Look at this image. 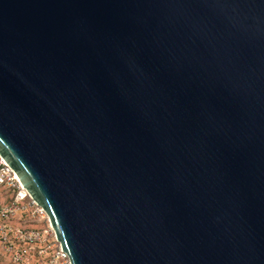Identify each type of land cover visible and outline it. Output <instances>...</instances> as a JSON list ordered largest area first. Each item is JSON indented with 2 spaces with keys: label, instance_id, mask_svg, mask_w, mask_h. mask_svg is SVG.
I'll return each instance as SVG.
<instances>
[{
  "label": "water",
  "instance_id": "water-1",
  "mask_svg": "<svg viewBox=\"0 0 264 264\" xmlns=\"http://www.w3.org/2000/svg\"><path fill=\"white\" fill-rule=\"evenodd\" d=\"M0 156L70 264H264V0H0Z\"/></svg>",
  "mask_w": 264,
  "mask_h": 264
},
{
  "label": "built area",
  "instance_id": "built-area-1",
  "mask_svg": "<svg viewBox=\"0 0 264 264\" xmlns=\"http://www.w3.org/2000/svg\"><path fill=\"white\" fill-rule=\"evenodd\" d=\"M35 220L41 229H22L12 221ZM0 249L12 256L15 264H70L48 217L33 202L17 175L0 156Z\"/></svg>",
  "mask_w": 264,
  "mask_h": 264
},
{
  "label": "trees",
  "instance_id": "trees-1",
  "mask_svg": "<svg viewBox=\"0 0 264 264\" xmlns=\"http://www.w3.org/2000/svg\"><path fill=\"white\" fill-rule=\"evenodd\" d=\"M12 225L19 226L22 229L34 230V229H41L45 225L40 224L35 220L26 219L24 221H12ZM0 264H15L12 260V256L0 249Z\"/></svg>",
  "mask_w": 264,
  "mask_h": 264
}]
</instances>
